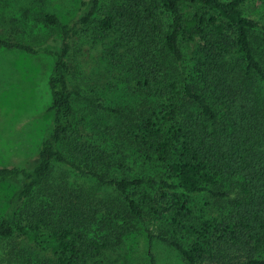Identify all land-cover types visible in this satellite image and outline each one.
Returning a JSON list of instances; mask_svg holds the SVG:
<instances>
[{"label": "trees", "instance_id": "16d2710c", "mask_svg": "<svg viewBox=\"0 0 264 264\" xmlns=\"http://www.w3.org/2000/svg\"><path fill=\"white\" fill-rule=\"evenodd\" d=\"M245 2L86 0L81 9L87 12L74 22L44 16L45 24L60 30L56 48L0 37L1 49L45 53L52 60L47 82L52 121L36 163L0 167V183L21 182L17 198L29 222L20 225L4 216L0 240L18 232L38 248L59 254L60 264H90L117 246L134 223L144 222L146 200L153 198L139 191L158 182L163 210L178 219L191 213L189 195L205 194L221 207L216 217L194 227L196 239L189 247L146 229L149 242L167 244L186 264H264V93L257 91L264 90V24L243 14ZM96 14L101 33L115 32L132 45L126 83L133 84L135 106L132 111L101 105L116 120L108 134L163 165V179L117 177L104 154L74 146L70 55L74 38ZM195 39L203 62L184 70L181 45ZM58 166L97 187L112 188L117 196L106 199L84 187L71 189L65 177L55 179ZM62 209L74 215V222L40 232Z\"/></svg>", "mask_w": 264, "mask_h": 264}, {"label": "rangeland", "instance_id": "374dc122", "mask_svg": "<svg viewBox=\"0 0 264 264\" xmlns=\"http://www.w3.org/2000/svg\"><path fill=\"white\" fill-rule=\"evenodd\" d=\"M82 1L86 0H0V37L40 48H56L58 44L54 41L60 40V30L45 24L44 16L55 15L63 24L74 22L87 12L81 9ZM242 12L264 24V0H246ZM99 19L100 15L96 14L82 27L74 38L70 55V85L75 91L72 130L77 136L74 146L83 148L84 152L89 149L104 154L106 164L110 163L109 169L117 177L163 179V165L146 160L143 153L138 154V148L121 146L108 134L116 127V120L101 105L132 111L135 106L133 84L126 83L131 74L128 53L132 45L115 32L101 33L97 29ZM181 48L180 65L184 70L204 59L197 39L182 44ZM114 60L120 65H112ZM51 63V57L45 53L29 55L0 48V167L29 168L36 163L37 149L52 121L47 85ZM257 91L264 93L261 87ZM62 150L67 152V147L62 146ZM62 177L71 189L84 187L106 199L117 196L112 188L97 187L91 179L58 166L55 179ZM20 184L19 180L0 183V220L7 215L14 223L27 225L29 219L21 215L24 206L17 198ZM143 192L153 198L146 200L144 222L134 223V228L117 246L92 259L90 264H150L149 254L153 264H186L167 244L149 242L146 229L154 235L174 237L189 247L196 239L194 227L204 219L216 217L221 207L205 194L189 195L191 213L178 219L172 211L163 210L165 203L160 200L158 182L145 184L139 191ZM73 216L69 211L58 210L50 226L42 227L40 232L74 222ZM59 258V254L38 248L18 232L0 240V264H60Z\"/></svg>", "mask_w": 264, "mask_h": 264}]
</instances>
